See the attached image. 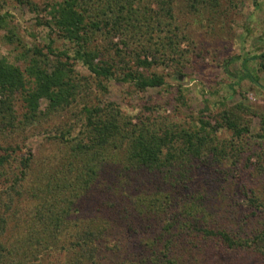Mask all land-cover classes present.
I'll list each match as a JSON object with an SVG mask.
<instances>
[{"label":"trees","instance_id":"1","mask_svg":"<svg viewBox=\"0 0 264 264\" xmlns=\"http://www.w3.org/2000/svg\"><path fill=\"white\" fill-rule=\"evenodd\" d=\"M14 2L46 12L45 26L68 48L54 47V39L46 53L29 46L11 27V13H0L2 40L19 51L15 62L0 57V137L25 133L72 106L78 107V117L51 129V139L66 149V156L45 183L23 184L30 174V152L18 157L10 145L0 155V185L8 186L0 204L6 210L16 206L13 214L1 217L0 264H43L54 250L70 254L63 264L250 263L233 258L243 253H253L257 264H264V198L251 193V213L262 222L254 226L247 220L252 229L242 237L240 229L224 225L223 206L212 201V184L219 182L202 175L221 161L235 164L249 149L243 142L249 126L239 110L223 108L198 118L197 124L161 127L133 125L115 104L101 107L90 100L92 94H105L111 82L131 84L138 92L165 85L163 76L150 72L155 61L147 58L151 50L174 55L180 42L187 41L175 24L176 0H60L41 8L31 0ZM218 3L190 0L189 7L200 5L215 14ZM102 31L109 36L140 33L155 47L149 43L131 56L119 48L110 52L93 45ZM255 58L264 70V53ZM76 63L94 82L75 71ZM17 101L23 107L20 116ZM42 101L45 112L40 111ZM261 125L257 170L264 173V120ZM219 130L231 131L232 138L219 142ZM198 178L205 180L202 187ZM151 182L155 189L149 193ZM26 195L37 203L30 223L18 227L17 207ZM90 221H97L95 227Z\"/></svg>","mask_w":264,"mask_h":264},{"label":"rangeland","instance_id":"2","mask_svg":"<svg viewBox=\"0 0 264 264\" xmlns=\"http://www.w3.org/2000/svg\"><path fill=\"white\" fill-rule=\"evenodd\" d=\"M31 1L41 8L45 2L60 0ZM189 5L190 0H176L175 5V24L187 34V41L180 42L174 55L168 50L166 55H161V51L155 53L151 50L152 54L147 58L148 61H155L150 72L163 76L164 86L138 92L131 84L111 82L107 85L105 94H92L90 100L101 107L107 103L115 104L122 116L133 125L145 123L161 127L168 124H197L198 118L211 117L223 108L239 110L249 126V136L243 139L249 149L235 164L224 160L220 165L211 167L212 170L205 169L202 175L220 183H211L214 186L211 191L212 201L217 208L223 206L222 211L225 212L221 221H224V225L230 226L233 231L240 229L243 237V234L250 233L253 224L257 226L262 222L259 214L256 216L251 213L253 209L249 198L253 194L264 198V173L257 170L260 162L258 158L262 157L258 137L264 120V70L259 66L260 61L255 58L264 53V0H219L215 14L200 5L195 8ZM5 11L13 16L10 19L11 27L29 46H38L46 53L45 46L50 39H54V47L68 48L62 38L45 26L48 21L46 12L34 11L28 5L17 4L14 0H0V13ZM4 34L5 31L0 30V57L15 62L19 51H14L15 47L2 40ZM97 36L93 45L109 48L110 52L119 48L128 56L147 45L151 44V49L155 47L154 40L140 33L135 34V37L134 33L109 36L102 31ZM49 58L52 60L51 56ZM102 58L106 59V55ZM23 64L22 61L18 62V65ZM74 68L80 76L94 82L80 63H76ZM93 88L96 89V86ZM45 107L46 103L42 101L40 111L45 112ZM15 108L20 116L23 112L21 101L16 102ZM77 113L78 107L72 106L66 111L41 119L36 127L25 133L4 137L5 141L0 137V155L10 145L18 157L28 156V152L32 154L30 174L24 181V186L33 187V183L38 180L45 183L47 179L51 180L50 175L53 176L60 170L66 149L51 139L54 132L50 131L53 126L73 123L75 117H78ZM211 124L214 123L211 121ZM77 132L78 130L75 134ZM231 135L229 130H219L217 138L219 142H228ZM204 181L198 178L196 183L202 187ZM150 184L149 186L147 183L149 193L155 189L152 187L153 182ZM201 187L196 190L201 191ZM7 188V185H0V194ZM2 195L0 197L6 200V195ZM35 200L26 195L18 203L20 214L15 225L25 227L30 223L37 203ZM15 207L6 210L7 206L0 204V222L2 215L13 214ZM96 222L90 221L89 224L95 227ZM233 258L238 263L245 260L250 262L248 264H257V256L253 253H243ZM69 259V253L54 250L43 264H63Z\"/></svg>","mask_w":264,"mask_h":264}]
</instances>
